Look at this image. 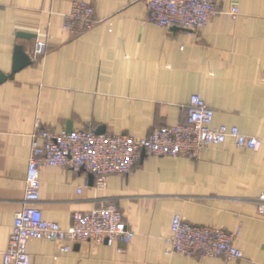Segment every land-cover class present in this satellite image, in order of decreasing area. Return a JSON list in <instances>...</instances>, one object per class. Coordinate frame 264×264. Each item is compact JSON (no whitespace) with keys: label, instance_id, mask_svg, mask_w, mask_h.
<instances>
[{"label":"crops","instance_id":"crops-1","mask_svg":"<svg viewBox=\"0 0 264 264\" xmlns=\"http://www.w3.org/2000/svg\"><path fill=\"white\" fill-rule=\"evenodd\" d=\"M73 1L91 4L98 20L76 36L62 29ZM217 6L208 25L190 33L150 22L144 0H0V264L23 204L37 124L56 134L142 137L184 122L192 94L213 110L212 125L237 126L259 148L228 139L195 160L146 155L102 188L83 171L40 168L36 206L45 219L67 228L73 212L113 202L134 237L122 245L72 244L68 252L60 242L32 239L30 264H264V213L257 208L264 192V0ZM17 46L29 64L13 72ZM176 214L193 225L238 227L242 258L169 253Z\"/></svg>","mask_w":264,"mask_h":264},{"label":"built area","instance_id":"built-area-1","mask_svg":"<svg viewBox=\"0 0 264 264\" xmlns=\"http://www.w3.org/2000/svg\"><path fill=\"white\" fill-rule=\"evenodd\" d=\"M144 3L150 22L190 33L206 27L219 12L217 0H144ZM230 13L235 17L238 8L233 6ZM64 18L62 29L73 36L92 28L98 21L94 7L85 1H73ZM212 120L213 110L201 96L192 94L184 122L156 127L142 137L96 133L92 129L56 134L37 124L31 138L23 204L15 213L3 263L30 264L27 246L32 239L60 242V250L68 252L72 244L122 245L130 243L134 237L124 221V213L113 202L91 210L73 212L67 228L45 219L36 206L39 201L40 168L59 166L75 172L83 171L94 178L97 188H102L110 175L130 174L146 155L195 160L211 145L221 144L228 139L243 149L259 148L260 141L243 134L237 126H214ZM77 191L80 193L81 188ZM257 208L264 213V192L257 198ZM170 230L167 239L169 253L201 258L240 259L243 256L234 244V239L240 233L238 227L233 232H227L216 226L193 225L176 214Z\"/></svg>","mask_w":264,"mask_h":264},{"label":"water","instance_id":"water-1","mask_svg":"<svg viewBox=\"0 0 264 264\" xmlns=\"http://www.w3.org/2000/svg\"><path fill=\"white\" fill-rule=\"evenodd\" d=\"M28 64H29L28 56L23 52V48L21 46H17L15 48V55H14L12 71L16 72L17 70L23 68L24 66ZM4 79H5V75L0 72V82H2ZM68 132H70V130ZM91 179H92V176H90V180Z\"/></svg>","mask_w":264,"mask_h":264}]
</instances>
